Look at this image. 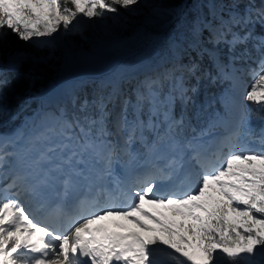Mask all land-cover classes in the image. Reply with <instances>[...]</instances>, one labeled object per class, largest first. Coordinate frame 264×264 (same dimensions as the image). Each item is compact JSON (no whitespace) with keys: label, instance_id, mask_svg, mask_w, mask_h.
<instances>
[{"label":"snow or ice","instance_id":"6c2138e0","mask_svg":"<svg viewBox=\"0 0 264 264\" xmlns=\"http://www.w3.org/2000/svg\"><path fill=\"white\" fill-rule=\"evenodd\" d=\"M209 2L213 4L211 19L197 16L173 37L172 67L165 68L155 79L146 78L140 86L142 90L137 89L135 104L122 101L116 127L118 132L127 133L125 145L143 142L145 131L156 130L151 118L146 123L139 113L145 104L154 114L158 111L156 102L165 82H172L169 106L177 98L173 92L187 105L191 100L187 93L197 91L184 86L186 77L225 79L232 82L233 88L238 87L237 69L231 62L247 55V51L240 56L234 53L237 45L252 38V33L241 36L232 27L247 28L256 23L264 26V7L230 0L225 8L218 9L216 0ZM139 3L140 0H0V43L9 31L21 41L53 37L61 29L72 31L81 23L78 17L105 19L106 13L116 15L120 9L131 10ZM225 10L229 11L228 20L219 15ZM217 20L219 24L214 26ZM205 29L209 32L207 39ZM229 34L232 39L226 40ZM221 43L228 45L229 64L221 62L218 49L205 46ZM255 48L261 56L260 71L253 73L241 103L264 111V38ZM181 57H187L188 62L181 63ZM205 58L215 76L203 69L201 62ZM177 72L181 75L177 76ZM4 83L0 79V86ZM110 102L111 96L100 97L92 105L85 102L71 117L64 110L58 116L39 117L26 145L18 151L9 148L23 133H15V139L0 134V177L6 181L11 177L4 192L17 189L13 195L35 201L39 211L47 207L53 194L61 204L67 202L83 176L80 166L88 161H105V169L97 178L110 176L111 163L118 157L117 145L109 139L112 133L107 129ZM165 123L167 131L163 136L157 133L149 148L150 169L135 175L126 189L117 186L118 191L106 192L103 198H78L71 213H64L58 204L55 213L49 212L48 223L33 220L19 199L6 195L0 198V264H222L225 260L226 264H264V148L254 151L234 142L245 117L240 115L235 129L215 141L211 151L198 137L184 144L175 139L183 118L177 121L166 112ZM219 123L218 119L212 120L209 126ZM261 143L264 145V138ZM168 185L172 187L167 192L158 191ZM185 187L188 190H183ZM145 204L162 211L152 215L144 210ZM108 219L127 221L140 231H124V225L101 223Z\"/></svg>","mask_w":264,"mask_h":264},{"label":"trees","instance_id":"16d2710c","mask_svg":"<svg viewBox=\"0 0 264 264\" xmlns=\"http://www.w3.org/2000/svg\"><path fill=\"white\" fill-rule=\"evenodd\" d=\"M219 1H222L221 8L230 2V0ZM249 2V0H244V3ZM260 2L264 3V0H258V3ZM157 5L160 7L162 20L152 18L139 32L122 36L120 46L125 56L135 58L136 56L150 53L155 63L169 62L171 61L170 49L173 37L183 32L197 16L211 19L209 13L212 9V3L209 0H159ZM243 9L244 4L242 3L239 11L242 13ZM219 13L224 20H228L227 12L220 11ZM215 23L218 26L219 21H214ZM261 26V24L256 23L253 24V27L245 29L242 28V25L232 27V31L239 33L241 36L245 35L248 31L252 33V38L245 44L237 45L234 54L240 56L241 53L247 51V55L243 59L232 61L233 68L239 67L246 72L249 66L257 63L260 54L255 48L257 42L254 38L260 34ZM262 29L264 30V26H262ZM203 35L205 39L209 37L207 29H205ZM225 39L231 40V34L226 36ZM209 45L206 44L205 46L209 48ZM0 47V79L6 81L3 86H0V132H9L21 125L20 121L22 118H25L27 124L33 120L32 117L39 107L38 100L41 94L47 90L54 73L53 68H47L43 74L36 71L27 63L26 57H30L32 61L41 65L48 63L53 53L50 50V53L43 54V56L34 54L39 52L36 51V48L31 43L19 40L10 31L3 39V42L0 43ZM217 49L220 52L221 62L229 64L230 54L228 45L221 43L217 45ZM14 57L17 58L16 63H13ZM9 60L13 64L8 63ZM113 60L114 55L108 50L99 54L93 48L86 49L84 62L81 63L79 69L71 71V75L74 77L90 76V79H93L100 75H106L110 71L111 74L105 79V83L100 89L96 87L93 81L87 80L83 84H78L77 81H74L72 85L66 88L68 96L73 95L74 97L72 104L66 107L69 117L73 113L78 114V109L85 102L92 105L94 100L106 97L112 90L116 89L115 80L123 75L125 69L112 70L114 66ZM180 62L186 64L188 62L187 57H181ZM201 63L205 71H210L213 76L216 75L214 68H212L207 58ZM176 75L179 76L181 73L177 72ZM236 76L238 77L237 71ZM225 84L232 85V82L225 79L212 80L207 76L199 79L196 77H186L184 86L189 89L196 88L197 91L195 93L191 91L187 93L191 97L187 105L182 104L178 95L173 92L172 95L177 96V98L169 106L168 97L172 89V82H165L156 102L158 111L154 114L150 106L145 104L142 112L139 113L141 120L147 123L151 118L152 122L157 126L155 131H145L144 137L146 141H149L152 137L157 139V133L161 136L165 134L167 131V128H164L166 112H169L171 117L177 121L183 118L182 129H178L174 133V136L179 140H185L189 136L200 134L207 120L211 117L213 118L219 112L220 106L217 98L221 88ZM119 88H121L123 96H126L128 101H131L133 104L136 103V97L132 95L133 88L131 84L127 83ZM115 106L116 99L107 104V111L110 113ZM59 111L60 108L57 109L58 115L60 114ZM245 119L246 123L253 124L254 126L249 129V135L252 138L257 134L259 135V131L264 129V111H261L259 106L248 105ZM27 128L24 129V133ZM107 129L111 133L112 127L109 121L107 122ZM110 138H112V135ZM129 147L131 156L133 154L136 156L144 153L143 146L139 141L131 144ZM117 152L118 159H126L124 152L120 149H117ZM222 264H226V260Z\"/></svg>","mask_w":264,"mask_h":264},{"label":"rangeland","instance_id":"374dc122","mask_svg":"<svg viewBox=\"0 0 264 264\" xmlns=\"http://www.w3.org/2000/svg\"><path fill=\"white\" fill-rule=\"evenodd\" d=\"M158 1L159 0H140L139 5L133 6L131 10L120 9L118 14L116 15H113L111 13H106L105 19L94 18L93 20H88L83 17H78V20H80L81 23L77 24L72 31L65 32L63 29H61L58 33H55L53 37L32 38L31 40H29L28 42L31 43V45L36 48V51L39 52L34 54H39L40 56H43V54L46 55L50 53L51 50L53 56L50 57L48 63L45 62L47 65L46 64L40 65L35 61H32V59L28 56L26 57L27 63H29L33 69H35L36 71L42 74L46 71L47 68H53L54 69L53 77L50 79L47 92L44 95L40 96L38 100L39 107L32 117L33 120L27 124L25 118H22L20 121L21 125L18 128L13 129L11 132H4V131L0 132V134H4L6 137L10 139H15V135H14L15 133H22L24 129L28 127L26 133L23 134V137L19 141H17V143H19L18 145L23 144L24 141L29 137V135H32L33 124L34 122H38V120H36L37 118L43 117L45 115L49 117L57 116L58 108H60L59 113L61 112V110L67 112L66 107L72 104V102L74 101L73 95L68 96L66 92V88L69 85H72L73 84L72 82L77 81L78 84L80 83L83 84V82H85L86 80L93 81L96 84L97 88L99 89L102 88L105 83V79H107V77L110 76L111 71L106 75H100L94 77L93 79H90V76L74 77L73 75H71V71L77 70L81 67V63L84 62V54L87 48H93L99 54H101L103 51L108 50L110 53L114 55V60H113L114 66L112 67V70L125 69L123 75H121L118 79L115 80L116 89L112 90V92L105 97L107 99L108 97L111 96L112 102L115 101L116 99V106L112 108L108 119L112 127L111 130L112 138H110V140L117 145V149H120L126 154L128 160L125 162H127V164L129 165L131 162L134 165V161L131 158V154H130L131 152L130 147L125 145V139L127 133L118 132L116 127V121L119 118L122 101H128L127 97L123 96V92L119 87L127 83L131 84L133 88L132 95L137 97V89H140L142 82L146 78L155 79L157 75L161 73L165 68H171L172 63L171 61L155 63L153 62L150 53H145L144 55H139L136 56L135 58L127 57L123 53L120 44L123 35L139 32L144 25L148 24V21L150 19L152 18L158 20L163 19L161 15L160 7H158L157 5ZM249 1L252 4H254L257 8L264 7L263 2L258 3V0H249ZM221 4L222 1L219 0L216 1V6L218 9L221 8L220 7ZM212 7L213 4L211 5V8ZM223 8H225V5ZM222 12H227V18L229 19V11L225 10ZM214 26H217L216 23L214 24ZM249 27H253V25H248L247 28ZM242 28L245 29L243 25ZM260 28H261L260 34L254 38V40L257 43L260 41L261 38H264V30L262 29V26ZM100 30L106 33L105 37L101 36ZM209 48L217 49V45L210 44ZM260 59L261 56L258 58L256 64L248 67L246 72H244L239 67L236 68L237 75L239 78L238 87L233 88L231 84H225L221 88L217 98L218 104L220 106V110L218 113H216V116H214L213 118L211 117L207 120L205 127L201 129V133L205 132L207 129L210 130L212 128H215V130H220L222 127L223 129H221L220 133L225 132L224 129L225 121L231 123L233 125L232 127L235 129L236 119H238L240 115H243L245 117L246 108L250 104H248L247 102L241 103L242 96L250 88V85L253 80V73L254 72L259 73L260 71L259 68ZM8 63L13 64L10 60L8 61ZM228 97H230V104L226 106ZM217 119L220 121L221 124L219 123L216 127H210L209 126L210 122L212 120H217ZM253 127H254L253 124L246 123V119H245V123L239 128V132L241 134H239L236 140L247 139L248 141H250L247 137L250 134L249 129ZM164 128H167V124L165 122H164ZM208 130L206 132H208ZM213 131H211L210 133H212ZM256 136H257L256 138L252 139L255 142V144H252L250 142L247 143L253 145L251 146L252 150L261 151L262 148H264V145H262L261 143L262 138H264V129L259 131V135L257 134ZM192 138L193 136L188 137V141L191 140ZM186 142L187 140L180 143L184 144ZM152 144H153L152 142L146 145L142 144V146L144 147L143 154L144 155L147 154L145 155V158L147 159L151 156L149 152V148ZM11 148H13V146ZM143 163L146 164V162ZM143 163L141 164L138 163V164L143 165ZM3 181L4 179L0 177V189L4 195L5 187ZM23 201H25L24 196H22L20 202L23 204ZM33 209L35 208H31L29 212V215L32 217V219L34 215ZM156 210H157V214L159 213V211H162L158 209ZM119 221H121L120 222L121 225L125 226L126 230L134 229L137 232L140 231L139 229H136L133 225L128 224L127 221L124 220H119ZM149 226L154 227V225L151 224H149ZM33 239H35V237H33ZM158 258L160 257L158 256Z\"/></svg>","mask_w":264,"mask_h":264},{"label":"bare ground","instance_id":"6f19581e","mask_svg":"<svg viewBox=\"0 0 264 264\" xmlns=\"http://www.w3.org/2000/svg\"><path fill=\"white\" fill-rule=\"evenodd\" d=\"M100 32H101V36H103V37H105L106 36V33L105 32H103L102 30H100ZM140 78V77H139ZM229 101V102H228ZM228 102V103H227ZM227 102H226V106H228L229 104H230V97H228L227 98ZM230 109V108H229ZM228 112V111H227ZM228 114V113H227ZM234 116V115H233ZM224 119V118H223ZM226 119V118H225ZM36 120H38V118L36 119ZM35 120V121H36ZM233 121V120H232ZM221 124V123H220ZM230 126V127H229ZM233 125L231 124V123H229L228 121H225L224 122V129H225V132H222V133H218L217 135H216V138L219 140V139H221L223 136H225L226 134H228V132L229 131H232V130H234V128L232 127ZM206 147H208L209 148V150L211 151L212 150V140L211 139H208V140H206V141H204V142H202ZM235 143H237L238 145L241 143V142H236L235 141ZM26 145V144H25ZM246 148H248L246 145H244ZM20 149V148H19ZM249 149V148H248ZM227 151L225 150V153H226ZM33 155H35V154H33ZM145 155H147V154H145ZM132 158V157H131ZM151 159H152V157L150 156L148 159L147 158H143L142 159V162H146V165H148L149 166V168L151 167ZM88 164H89V169H87V172L88 173H92L93 174V176L96 178V180L98 181V182H101L102 181V179H98L97 177L102 173L101 171L102 170H104L105 169V167H104V165H103V163L100 161L99 163H95V162H93V161H88L87 162ZM81 168H82V166H80ZM83 169V168H82ZM127 170H128V172H129V175L133 178L135 175H137V174H143L144 172H146V171H144L143 169H141V171L140 172H138L137 173V171H136V168L133 166V164L132 163H130V165L128 164V166H127ZM83 176H81L80 177V179L81 180H83ZM114 179L115 180H118V178H117V175L114 177ZM113 179V180H114ZM10 180H11V177H9V180H5V184H4V187H6V185L8 184V183H10ZM128 184H129V182L128 183H123V188L121 187V185L119 184V183H117V184H114V186H112V184L110 183V182H107L106 183V186H103V190H105V191H108V192H111V189H113V188H118L117 186H119V188L120 189H125L127 186H128ZM176 184H177V186H179V181H176ZM88 184L86 183L85 184V187H84V190L82 191L83 193H85V196L84 197H96V191H94V189H89L88 187ZM170 187H172V185H168V187H165V190H164V192H167L168 190H169V188ZM183 190H188V188L187 187H185ZM14 191H17V189H14ZM81 193L80 192H78L77 190L73 193V195H72V200L71 201H67L66 203H63V204H61V201L59 200V198L58 197H51L50 198V200H49V203H48V205L47 206H49L50 208H49V210L47 209V208H45V209H43V210H41V213L43 214V216L41 217V218H39V220L41 221V222H43V223H48L49 222V212H52V213H55L56 211H57V205L58 204H61V206H62V210H63V212L64 213H71L72 211H73V205H74V203L76 202V200L78 199V198H82V196L80 195ZM104 196V195H103ZM25 197V200L27 201L26 202V206H27V212H28V210L29 209H31V208H39V205L35 202V201H33V200H30V198H28V197H26V196H24ZM144 207V206H143ZM145 209V208H144ZM148 209H154V208H152V207H148ZM147 209V210H148ZM154 210H156V209H154ZM146 211V210H145ZM29 213V212H28ZM51 219L52 220H55L56 219V217L55 216H53V217H51ZM61 219H63V217H61ZM119 222H121V221H119ZM119 222H117L116 224H120ZM113 223V220L112 219H108V220H106L105 221V223L104 224H109V225H111ZM131 225V224H130ZM131 227V226H130ZM132 228H133V226H132ZM125 231H136V230H134V229H131V230H125ZM137 232V231H136Z\"/></svg>","mask_w":264,"mask_h":264},{"label":"water","instance_id":"95a60500","mask_svg":"<svg viewBox=\"0 0 264 264\" xmlns=\"http://www.w3.org/2000/svg\"><path fill=\"white\" fill-rule=\"evenodd\" d=\"M46 92H47V90L43 94H41V96L44 95Z\"/></svg>","mask_w":264,"mask_h":264}]
</instances>
